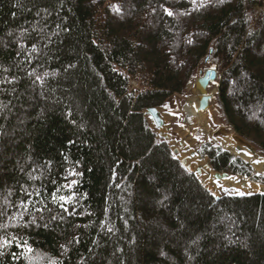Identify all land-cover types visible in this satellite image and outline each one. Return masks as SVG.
I'll use <instances>...</instances> for the list:
<instances>
[{"label": "trees", "instance_id": "16d2710c", "mask_svg": "<svg viewBox=\"0 0 264 264\" xmlns=\"http://www.w3.org/2000/svg\"><path fill=\"white\" fill-rule=\"evenodd\" d=\"M206 69L264 157V0H0V264H264V194L217 199L145 115Z\"/></svg>", "mask_w": 264, "mask_h": 264}, {"label": "rangeland", "instance_id": "374dc122", "mask_svg": "<svg viewBox=\"0 0 264 264\" xmlns=\"http://www.w3.org/2000/svg\"><path fill=\"white\" fill-rule=\"evenodd\" d=\"M135 83L138 84L137 81H135ZM135 83L133 84L134 86H132L131 84L132 89L136 91L141 90L140 85L138 84L136 86ZM210 91L216 94V88L211 87ZM193 99L199 100V94L196 90L195 83L193 84V86L189 87L187 95L183 96L177 106L175 105L174 107L172 101L169 108L160 110L162 116H165L167 120L164 132L165 140L171 145L173 151H179L180 154L178 156V160L181 161L183 159H187L190 166L197 163V161L205 162L206 165H208L209 161L207 159L203 160L199 156L193 157L195 152H197L199 146L205 143H210L216 147H221L223 150L227 149V151H229L231 154L237 156L242 155V152H244V147H246L247 149L250 148V150L252 149L254 152L258 153L255 148H253L247 141L243 140L228 127L224 126L221 122V119H219L218 116L214 114L213 109L202 116V123L196 118L191 117L187 112V106L188 103ZM171 109H173V111H177V115L172 116L170 112L172 111ZM149 120L151 122L150 118ZM151 125L154 128V124L152 122ZM192 126L193 130L187 129L188 127ZM156 132L159 135V132L157 130ZM189 136H193V138H195L196 140L192 138L190 139ZM257 156L264 159V157L260 156L259 154H257ZM193 172L196 174L197 170ZM199 179L201 178L199 177ZM207 180L210 181L209 179ZM201 181L203 182L202 179ZM244 181L249 182L248 180ZM223 186H225V181H216L211 177V182L208 189L211 190L214 196H223L225 194L235 195L231 190H227ZM260 187L262 188L260 190L262 192L260 193H264V185Z\"/></svg>", "mask_w": 264, "mask_h": 264}, {"label": "water", "instance_id": "95a60500", "mask_svg": "<svg viewBox=\"0 0 264 264\" xmlns=\"http://www.w3.org/2000/svg\"><path fill=\"white\" fill-rule=\"evenodd\" d=\"M208 61V60H207ZM219 76L218 72L214 69H206V71L196 80L195 87L199 94V107H198V113L199 114H206L208 113L212 108V102L214 100V94L210 91L211 87L218 81ZM147 117H149L154 124V128L159 132V137L164 138V129H165V120L163 119L161 112L157 108H151L148 109L145 113ZM252 150V149H251ZM253 151V150H252ZM254 152V151H253ZM174 156L177 158L179 156V151H173ZM242 158V157H240ZM244 159V158H243ZM245 160V159H244ZM247 161V160H245ZM181 165L187 170L192 171V166L188 164L187 159H183L180 161ZM248 162V161H247ZM207 168L211 171V166L208 164ZM203 174V171L201 169L197 170L196 175L200 177ZM257 176H259L256 173ZM263 176V175H262ZM213 177L216 181H226L229 178H234V176L229 175L228 173H213ZM201 185L208 189L206 187V182L201 181ZM261 194V193H256ZM264 194V193H262ZM217 199L220 198V196H216Z\"/></svg>", "mask_w": 264, "mask_h": 264}, {"label": "bare ground", "instance_id": "6f19581e", "mask_svg": "<svg viewBox=\"0 0 264 264\" xmlns=\"http://www.w3.org/2000/svg\"><path fill=\"white\" fill-rule=\"evenodd\" d=\"M198 107H199V100L193 99L188 103L187 112L191 117L196 118L197 120H199L202 123L203 122V118H202L203 115L198 113V111H197ZM243 150H244V152H242V155L241 156L238 155V156L244 158L249 163H251V165L255 168L256 173L258 175L264 176V159L257 156V153L250 150V148L247 149L246 147H244ZM191 166H192L193 171H196L198 169H201L203 171V174L200 176V178L203 180V182H206V187L208 188L210 185V182H211V177L214 178L213 174H212L213 172L212 173L210 172V170L207 168V165L205 162H198L197 161V163H195ZM207 179H209L210 181H208ZM244 180L245 179H242V178H237V177L233 178L232 177V178H229L228 180L225 181V186H223V187L227 190H231L235 195H253V194L262 192V191H260L262 189L260 186L253 185V184L246 182Z\"/></svg>", "mask_w": 264, "mask_h": 264}, {"label": "snow or ice", "instance_id": "6c2138e0", "mask_svg": "<svg viewBox=\"0 0 264 264\" xmlns=\"http://www.w3.org/2000/svg\"><path fill=\"white\" fill-rule=\"evenodd\" d=\"M192 2L195 3L196 0H192ZM220 2H223V0H220ZM200 3H201V6H204V5L207 3V0H200ZM166 11H167V10H166ZM167 15L171 16V15H173V13H172V12H167ZM181 15H183V13H181ZM31 51H32V52H35L36 49H35V48H32ZM29 75H34V73H29ZM71 175H75V173L73 172V173H71ZM69 202H70V201H65V203H69ZM22 207H25V208H26L27 205H22ZM65 210H66V209H65ZM107 230H108V232H112V231H113V229H112L111 226H109ZM28 251L30 252L31 249H29ZM0 254H2V253H0Z\"/></svg>", "mask_w": 264, "mask_h": 264}, {"label": "crops", "instance_id": "0c3cea01", "mask_svg": "<svg viewBox=\"0 0 264 264\" xmlns=\"http://www.w3.org/2000/svg\"><path fill=\"white\" fill-rule=\"evenodd\" d=\"M183 98V96H181V95H176L175 97H174V100H173V106L175 107V105L177 106L178 105V103L181 101V99ZM172 111H170L171 112V115L172 116H174V115H177V111H173V109H171ZM179 113V112H178ZM163 118H164V120H165V122L167 123V120H166V118H165V116H163ZM183 124V123H182ZM222 127H223V125H222ZM187 129H189V130H193V126L192 127H188ZM190 137V139L192 138V139H195V138H193V136H189ZM196 140V139H195ZM196 153V152H195Z\"/></svg>", "mask_w": 264, "mask_h": 264}, {"label": "built area", "instance_id": "2783aa9c", "mask_svg": "<svg viewBox=\"0 0 264 264\" xmlns=\"http://www.w3.org/2000/svg\"><path fill=\"white\" fill-rule=\"evenodd\" d=\"M134 83H135V81L131 83L132 86H134V85H133ZM135 85L137 86L138 84L135 83ZM132 86H131V91H134V92H135L136 90H133V89H132Z\"/></svg>", "mask_w": 264, "mask_h": 264}]
</instances>
